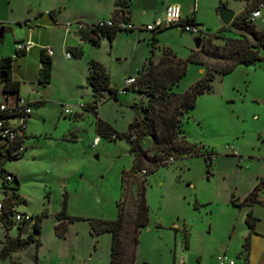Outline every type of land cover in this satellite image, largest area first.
<instances>
[{
    "label": "rangeland",
    "instance_id": "rangeland-1",
    "mask_svg": "<svg viewBox=\"0 0 264 264\" xmlns=\"http://www.w3.org/2000/svg\"><path fill=\"white\" fill-rule=\"evenodd\" d=\"M147 1L135 0L138 5ZM190 1L211 33L219 31L233 37L231 29L221 31L223 24L217 10L225 6L235 12L247 2ZM61 2L64 4L61 15L65 17L82 13L94 17L110 10L113 0ZM47 3L48 0H0V20L14 27V20L24 21L29 16L30 7ZM253 22L256 28H264V6ZM157 35L159 47L155 58L160 55L162 45H173L174 53L182 59L190 54L189 43L195 48L192 36L179 28ZM213 43L222 44L223 40L213 39ZM3 45L0 42V49ZM127 47L130 52L136 49V53L126 67L120 55L113 54L115 48L120 50V32L112 49L107 40L99 46L92 45L95 54L106 58L108 83L116 90L122 88L123 75L134 77L138 73L151 43L141 38L134 47L130 40ZM259 55L261 59L251 64H239L226 74L216 73L212 88L198 95L194 106L181 117L180 128L185 140L196 145L200 154L170 157L171 160L167 159L166 164L158 165L153 171L145 175L138 172L128 178L123 188L122 174L131 169L134 159L131 144L125 138L113 140L98 134L96 121L100 118L115 131L127 132L141 106L147 103V95L130 89L111 97L104 90L97 115L91 111L84 116L64 115L65 105L77 104L66 97L67 93L73 96L75 92L74 88L64 85L71 73L62 70L64 65L58 62L57 94L47 95L49 102L43 107H33V113L43 109L27 119L30 131L24 139L23 154L3 165L5 171L17 176L18 186L12 180L9 188H2L0 175V201L11 195L10 188L17 186L15 192L20 198L14 200V209L32 217L20 222L13 219L14 224L9 228L0 222V264H110L111 233L95 232L93 223L97 219H115L118 200L122 201L125 211L123 248L127 262L132 247L133 193L144 178L149 222L138 234L135 264H178L180 261L217 264L216 258L223 251L219 250V243H223L226 258L234 264H264V186L258 189L257 200L250 205L238 206L232 202V198L242 201L264 177V50ZM198 57L210 66L218 64L202 54ZM200 69V65L188 63L185 75L173 91L184 93L202 77ZM88 93L89 90L83 99L77 93L75 101H86ZM72 110L75 112L77 108ZM96 136L100 141L93 146ZM141 144L147 155L153 152L148 140ZM205 153L209 154V161L205 160ZM62 209L73 219H64L61 226L65 225L66 230L59 235L55 226L63 220L57 219ZM250 209L257 220L253 231L247 234L245 215ZM36 217H39V231L32 227ZM29 234L38 243L25 241ZM247 235L246 250L243 243ZM16 237L20 238L16 250L2 257L5 240Z\"/></svg>",
    "mask_w": 264,
    "mask_h": 264
},
{
    "label": "trees",
    "instance_id": "trees-1",
    "mask_svg": "<svg viewBox=\"0 0 264 264\" xmlns=\"http://www.w3.org/2000/svg\"><path fill=\"white\" fill-rule=\"evenodd\" d=\"M128 0H114V5H127ZM264 6V0H247L245 8L236 14L228 25H223L221 31H233V36H225L219 31L215 33H206L201 35L203 42L201 47L192 52L187 58L182 59L177 57L170 49L163 47L161 55L154 61L152 59L155 38L150 39L151 55L148 61L141 67L135 75L136 90L147 95L148 101L142 105L136 119L129 124L127 132L115 131L107 122L97 118L96 128L98 134L106 138H111L115 135L116 138H125L131 144L130 150L134 153L132 167L129 171L123 172L121 177V187L128 178L135 176L136 173L145 171L144 175L153 171L158 165L166 164V160L176 155L189 157L200 154V149L194 144H190L185 140V136L180 128L181 117L187 113L195 104L198 95L212 88V81L215 74H226L231 72L239 64H251L254 61L261 59L260 50H264V28H256L253 20L250 18V12L259 7ZM117 10L113 17H117ZM120 17H123L122 15ZM188 22H194L193 19H184ZM231 29V30H230ZM119 30L105 28L100 30V38L107 37L113 39L116 32ZM213 39L223 40L222 44H214ZM93 44H98V41L89 40ZM198 54H202L207 58L215 60L218 64L210 66L205 63ZM41 67L39 68V81L47 83L51 77L52 61L46 56H41ZM195 63L204 67L203 75L184 93L179 94L173 91V87L178 84L180 79L185 75L187 64ZM12 58L4 56L0 58V91H15V82L11 80ZM90 75L86 77V84L91 88L93 101L88 104L91 112L97 115V105L103 99L102 91L107 90L109 94L114 92V88L108 83V75L103 65L96 61L90 60ZM85 105L84 108L88 109ZM115 140V139H113ZM148 140L153 145V152L147 155L142 147V141ZM206 161L210 157L208 153L203 154ZM17 159V158H16ZM5 162L0 161V168H4ZM210 163V162H209ZM16 185L19 181L14 176ZM145 178L142 179L133 193L134 200V219L131 229V253L130 258L126 262L124 257L123 239L125 235V211L122 201H117V216L111 220H94L93 228L95 232L108 231L111 233L110 247V264H135V251L138 243V234L140 229L146 227L149 222V207L145 199ZM2 188H9L8 184L2 180ZM17 186L11 189V195L6 196L2 201L3 208L0 210V222L6 228L11 227L14 222L12 214L14 212V200L19 199V195L15 190ZM264 186V177L254 187V189L245 196L242 201H237L232 198L235 205L243 204L250 205L256 201L257 191ZM39 217L34 219L32 227L35 231H39ZM58 222L55 229L59 235H63L66 226L62 225L67 219L71 221L73 218L67 216L62 209L58 213ZM257 218L252 214L251 209L245 215V222L250 231H253ZM62 228V229H61ZM248 236L245 237L243 247H248ZM36 241L29 234L25 241ZM20 238L6 239L1 249V256L6 257L8 254L16 250Z\"/></svg>",
    "mask_w": 264,
    "mask_h": 264
},
{
    "label": "crops",
    "instance_id": "crops-1",
    "mask_svg": "<svg viewBox=\"0 0 264 264\" xmlns=\"http://www.w3.org/2000/svg\"><path fill=\"white\" fill-rule=\"evenodd\" d=\"M61 1L62 0H48V3L45 4V6H39L37 8L30 7L28 9L29 16L24 17V21H21L20 19L14 20V23L16 24L14 27H17L18 25L17 29L9 26L8 22L0 20V27H3V34L0 38V42L4 44L3 48L0 49V58L4 56H10L12 58L11 80L15 82V91H0V102L7 101L10 103L15 99L16 96L27 99V101L32 105V112L28 119L33 115L40 114L41 109H43L39 108L36 113H33V107H43L48 101L45 97L47 95L48 97H53V95H55V89L57 88L58 62H61L64 65L62 70H65L66 73L68 71L71 73L68 79L64 81V85L74 88L75 92L73 96H71V93H67L66 97L71 99L73 101L72 103L74 104H79V102L82 101V103H84L86 106L91 104L94 99L91 88L86 84V77L91 73L89 62L90 60H96L100 62L105 68L106 58H103L98 53L95 54V52L92 50V45L95 46V44L84 38L83 31L79 30L75 24V21L77 20L83 21L85 23H94L99 20L113 17L115 10H117V17L122 15L136 26L141 27L140 29L133 31L119 30L116 32L113 39L109 40L106 36L101 37L98 41V44H96L99 46L102 44L103 40H107L110 48L112 49L113 42L117 37V34L120 32V50L115 48L113 54L120 55V61L124 60L126 67L134 60L136 53V49L130 52L129 48L127 47V44L130 43V40L133 41L134 47L135 44H138V41H140L141 38L145 41L147 40V44H150V39L154 37L155 43L152 59L157 61V59L160 57L161 53L157 58H155L156 49L159 47L157 44L159 39L157 34L170 28L179 27L170 26L157 32L147 31L142 27L145 24L150 23L155 17L160 16L164 11L165 6L169 3H176L180 6L181 16L183 19H193L195 23L204 26L206 32L211 33L204 20L199 18L198 11L194 3L191 4L190 0H148L147 2L143 3V5H138L135 0H128L127 5L120 6V8L114 5L113 0L110 5V10L104 12L102 15L100 14L99 16L96 15L94 17L88 13L65 17L61 15V7L64 5ZM245 6L235 11L234 16L241 12ZM82 17H84V19H82ZM66 23H71L68 28L65 26ZM19 30L20 33H18ZM179 30L182 31L180 28ZM149 33L152 34L150 38ZM190 35L195 36L192 34ZM25 41L31 42L29 49L26 51L19 50L17 45L20 42ZM166 45L167 46L162 45L160 49L165 47L174 53L173 45ZM46 46L52 48V52L50 54L44 52L43 48ZM188 47L190 49V53L192 50H197L193 48L192 43H189ZM104 49H106V46H104ZM150 50L151 49H149V51L147 50L146 55L144 58H142L143 60L141 61V67L148 61V58L151 55ZM67 53L70 54L69 57L67 56ZM43 54L48 56L52 61L51 77L47 83H41L39 81V68L42 64L41 56ZM110 55L111 53H108V57H110ZM138 65H140V63ZM200 67V70L203 73L204 67ZM125 76L126 75H123L122 77L125 78ZM122 80H120L121 85ZM109 85L111 86V84ZM87 90H89L90 95L88 93V98L86 101H75V96L77 93H80V98L83 99ZM114 100H116V98H114ZM50 102L55 103L54 100H50ZM87 108L88 109L77 108V111H75L74 114L76 116H84L86 112L90 111L89 106H87ZM29 126V121L26 120L24 139L27 137V133L30 131ZM24 139L22 144H24ZM22 154L23 151L21 155ZM13 175L18 180L17 176L15 174ZM246 230L247 234H249L250 231L248 226L246 227ZM187 236L188 233L186 232V237ZM186 246L189 247L188 240L186 241ZM218 248L220 251L223 250L222 253L226 255V250L223 248V243H219Z\"/></svg>",
    "mask_w": 264,
    "mask_h": 264
},
{
    "label": "built area",
    "instance_id": "built-area-1",
    "mask_svg": "<svg viewBox=\"0 0 264 264\" xmlns=\"http://www.w3.org/2000/svg\"><path fill=\"white\" fill-rule=\"evenodd\" d=\"M263 5L260 4L259 7L253 9L250 12V18L253 20L260 16V8ZM71 23H66L65 26L68 28ZM78 29L83 31L84 38L88 40L98 41L100 39V30L105 28L122 30V31H133L138 30L141 27L136 26L128 19L124 17H111L109 19L99 20L94 23H85L83 21H75ZM170 26H178L182 31L190 33L192 35H204L206 30L204 26L197 24L195 22L185 21L181 16L180 6L176 3H169L165 6L163 13L160 16L155 17L150 23L145 24L142 28L147 31L157 32L163 28ZM202 37V36H201ZM31 45L30 41L20 42L17 47L19 50H28ZM44 52L51 53L52 48L46 46L43 48ZM69 57L70 54L67 53ZM122 88L120 90H114L109 96H115L118 93H125L130 89H136L135 77H125L122 80ZM85 104L79 102L77 105H65L63 107V114L70 115L74 113L73 108L83 109ZM97 110V109H96ZM32 112V105L23 97L16 96L13 101L0 102V161H7L11 159L18 158L23 151V139H24V129L26 125V120ZM112 139H116L115 135H111ZM100 139L96 136L93 139V146L99 143ZM171 160V158H170ZM1 167V166H0ZM141 173H145L144 170ZM0 175L2 180L6 184L14 179V175L10 172L0 168ZM3 204L0 201V210H2ZM12 214L13 219L16 222L22 220H30L31 215L22 214L15 211ZM217 264H234L233 260H228L224 253H221L216 258ZM178 264H186L184 261H180Z\"/></svg>",
    "mask_w": 264,
    "mask_h": 264
},
{
    "label": "water",
    "instance_id": "water-1",
    "mask_svg": "<svg viewBox=\"0 0 264 264\" xmlns=\"http://www.w3.org/2000/svg\"><path fill=\"white\" fill-rule=\"evenodd\" d=\"M217 15L223 25H228L234 17V11L225 6H220L217 10ZM2 34H3V27H0V38L2 37ZM191 40L194 44L195 49H199L203 42V37L195 35L192 36Z\"/></svg>",
    "mask_w": 264,
    "mask_h": 264
}]
</instances>
